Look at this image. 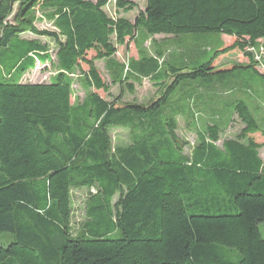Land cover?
Listing matches in <instances>:
<instances>
[{
	"label": "trees",
	"instance_id": "16d2710c",
	"mask_svg": "<svg viewBox=\"0 0 264 264\" xmlns=\"http://www.w3.org/2000/svg\"><path fill=\"white\" fill-rule=\"evenodd\" d=\"M110 1L135 7L0 0V264H264V162L253 137L264 128L243 99L225 98L230 116L208 123L186 154L170 106L179 89L198 98L245 79L264 84L251 53L264 45V0H146L133 22L108 15ZM185 34L234 41L184 61L154 40L151 55L140 47ZM128 42L140 55L125 70L114 56ZM232 50L248 62L215 65ZM37 63L54 70L49 80L22 81ZM142 78L155 85L145 104L99 93L133 94ZM231 115L242 128L219 147ZM114 129L128 144L112 145ZM73 189L86 191L77 227Z\"/></svg>",
	"mask_w": 264,
	"mask_h": 264
},
{
	"label": "rangeland",
	"instance_id": "374dc122",
	"mask_svg": "<svg viewBox=\"0 0 264 264\" xmlns=\"http://www.w3.org/2000/svg\"><path fill=\"white\" fill-rule=\"evenodd\" d=\"M135 4V7L127 12L123 10H117L114 1H110L105 10L110 16L125 17L131 22L134 21L136 15L140 10H144L146 0H128ZM39 28H49L45 22L37 24ZM209 35V36H208ZM207 36L197 34H185L180 37L155 35L149 38L142 46H140L146 55L153 53L151 41L154 40L159 43L164 57L177 58L178 60H185L187 57L191 59L199 58L201 53H206V56L212 51L214 46L221 44L223 47L230 45L233 41V37L220 35L214 36L208 34ZM43 41H45L44 38ZM50 49L54 47L50 44ZM139 48L135 46L134 42H128L126 45L118 46L114 59L120 63L125 70H127L129 61L138 58ZM253 60L255 61V69L264 75V45L263 41H258L257 46L251 50ZM203 55V54H202ZM248 59L244 54L238 50H232L226 54L218 56L215 60V65L222 66L230 63H247ZM96 67L99 69L102 77L109 83L107 71L104 67V61L99 60L95 62ZM124 70V71H125ZM54 70L49 65H40L37 63L36 67L25 74L22 78L24 82H47L53 75ZM247 87H240L230 89L228 91H217L211 95H202L198 98L189 97L184 91L177 90L171 98L170 106L177 112V135L180 139L186 142L184 152L190 153L192 148L196 146L198 141V133L203 132L205 126L212 121H220L229 115V111L223 108L225 98L230 99L232 97H239L243 99L258 124L264 128V84L258 83L254 79H245ZM134 92L130 94L126 89L122 92L119 86H111L110 95L108 96L102 92H99L107 100H112L114 97L121 95L122 102H135L139 104H145L153 96L155 92V85L153 81L148 78H142L139 83H134ZM72 88L74 94L79 98L83 97L82 90L78 85L73 84ZM203 96V97H202ZM222 109V110H220ZM229 126L219 136V141L216 143L219 147L225 139L234 138L239 130L242 128V124L235 115H231ZM112 145H125L129 142V134L123 129H114L111 131ZM255 140L262 144L259 149V156L264 162V136L256 133L253 135ZM86 191L84 189L72 190V224L77 227L83 218V201ZM260 231L264 238V222L259 224ZM7 235L0 233V236Z\"/></svg>",
	"mask_w": 264,
	"mask_h": 264
}]
</instances>
